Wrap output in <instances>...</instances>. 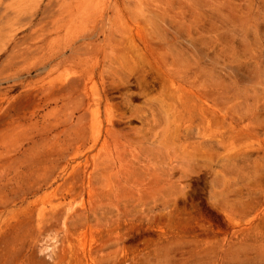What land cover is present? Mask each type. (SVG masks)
<instances>
[{
	"label": "rangeland",
	"instance_id": "obj_1",
	"mask_svg": "<svg viewBox=\"0 0 264 264\" xmlns=\"http://www.w3.org/2000/svg\"><path fill=\"white\" fill-rule=\"evenodd\" d=\"M0 264H264V0H0Z\"/></svg>",
	"mask_w": 264,
	"mask_h": 264
}]
</instances>
